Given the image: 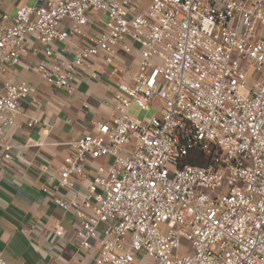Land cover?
<instances>
[{
    "label": "built area",
    "instance_id": "2783aa9c",
    "mask_svg": "<svg viewBox=\"0 0 264 264\" xmlns=\"http://www.w3.org/2000/svg\"><path fill=\"white\" fill-rule=\"evenodd\" d=\"M91 14L108 18L95 45L62 59L54 44L84 38ZM30 40L45 57L34 72L69 95L90 58L112 62L127 41L141 56L118 115L71 142L41 188L78 221V253L98 242L94 264H264V0H37L0 18V78ZM33 92L0 84V134ZM133 105L157 114L140 123Z\"/></svg>",
    "mask_w": 264,
    "mask_h": 264
},
{
    "label": "crops",
    "instance_id": "0c3cea01",
    "mask_svg": "<svg viewBox=\"0 0 264 264\" xmlns=\"http://www.w3.org/2000/svg\"><path fill=\"white\" fill-rule=\"evenodd\" d=\"M119 1V0H115ZM37 0H0V18L15 16L22 7H32ZM105 18L107 19L105 21ZM108 18L91 14L85 37L70 36L54 49L62 59L72 60L73 49L95 45ZM62 30H71L65 21ZM115 49L112 62L107 55L90 58L78 70L74 94L56 89L34 72L45 60L43 48L33 40L20 62L7 67L0 84L11 82L34 88L21 104L16 125L0 134V259L8 264H94L100 253L97 242L90 250L77 252L78 221L58 208L41 188L50 174L56 173L70 155L69 144L93 132L94 124L110 121L118 115L114 100L120 83H130L141 56L138 47L126 42ZM38 120L30 128L28 123ZM11 147V160H5L4 145ZM62 228L65 234L57 236ZM134 264H153L138 254Z\"/></svg>",
    "mask_w": 264,
    "mask_h": 264
},
{
    "label": "rangeland",
    "instance_id": "374dc122",
    "mask_svg": "<svg viewBox=\"0 0 264 264\" xmlns=\"http://www.w3.org/2000/svg\"><path fill=\"white\" fill-rule=\"evenodd\" d=\"M106 20L107 19L105 18V21ZM129 114L132 119L140 123H148L157 114V110L156 108H151L150 110H144L136 105H133L130 108Z\"/></svg>",
    "mask_w": 264,
    "mask_h": 264
},
{
    "label": "trees",
    "instance_id": "16d2710c",
    "mask_svg": "<svg viewBox=\"0 0 264 264\" xmlns=\"http://www.w3.org/2000/svg\"><path fill=\"white\" fill-rule=\"evenodd\" d=\"M207 163V159L200 154V158L198 159H190L185 162V164H190V165H204Z\"/></svg>",
    "mask_w": 264,
    "mask_h": 264
}]
</instances>
